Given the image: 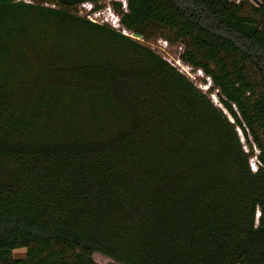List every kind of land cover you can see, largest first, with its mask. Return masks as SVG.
<instances>
[{"label":"trees","instance_id":"1","mask_svg":"<svg viewBox=\"0 0 264 264\" xmlns=\"http://www.w3.org/2000/svg\"><path fill=\"white\" fill-rule=\"evenodd\" d=\"M259 1L0 0V264H264Z\"/></svg>","mask_w":264,"mask_h":264},{"label":"rangeland","instance_id":"2","mask_svg":"<svg viewBox=\"0 0 264 264\" xmlns=\"http://www.w3.org/2000/svg\"><path fill=\"white\" fill-rule=\"evenodd\" d=\"M110 0H106V2H103V8L98 10V12L96 11V15L97 16H100V20L101 21H104L107 17L105 16V9H109L111 12H114L111 5L108 4ZM121 1V4H122V8L123 10H125V0H119ZM235 1L236 3L239 2L238 0H233ZM249 3L248 4H251L253 3L252 0H248ZM92 5L90 3H85L84 5H80V9L78 8V12L80 11L81 13H85V12H90L92 13L93 10L92 9ZM242 12H248V10H242ZM115 13V12H114ZM116 16H118V18L120 17L119 15H117L115 13ZM115 19V18H114ZM104 23H107L109 25H111L109 22L105 21ZM115 28L117 29H121L120 28V25L117 24V22H113ZM124 32V31H123ZM133 38L135 39H139L141 40L140 38H137L136 36H134L133 34H130ZM147 44L153 48L155 51H157L160 55H162L168 62H170L171 64H173L174 66L177 67V69L182 72L185 76H187L190 80L193 81V83L200 89L202 90L203 92H206V93H209L208 92V87L211 83V80L209 78H207L201 71L197 70V69H193L192 67L188 66L187 64L183 63L180 59H179V54L182 52L183 50V46L180 44V43H174V44H169L166 42V40H164L163 38H158L156 40H151L149 42H147ZM211 100L214 102V104L218 105L217 103V97L215 95V93H211L209 94ZM239 136L241 138V142H242V145H243V148L244 150H247V146L245 145L244 143V140L242 138V134L241 132L239 131ZM255 159L252 158L250 159V163H251V166L254 168L256 167L255 165ZM251 167V168H252ZM26 255V249L25 248H17V249H14L12 251V256L14 258H22V257H25ZM93 258L95 260V262L97 264H120V263H117V262H114L113 260H111L110 258L100 254V253H94L93 254Z\"/></svg>","mask_w":264,"mask_h":264},{"label":"built area","instance_id":"3","mask_svg":"<svg viewBox=\"0 0 264 264\" xmlns=\"http://www.w3.org/2000/svg\"><path fill=\"white\" fill-rule=\"evenodd\" d=\"M24 1H28L29 2V0H24ZM239 1V0H238ZM85 3H83V4H81V5H84ZM79 9H80V6L78 7ZM98 12V11H97ZM79 14H81V15H85L90 21H93V22H98V23H104L106 20H104V21H101L100 20V16H97L96 15V12H92V13H90V12H85L84 14L83 13H81L80 11L78 12ZM117 24H119V21L117 22ZM255 168L256 167H254L253 168V170H255Z\"/></svg>","mask_w":264,"mask_h":264},{"label":"clouds","instance_id":"4","mask_svg":"<svg viewBox=\"0 0 264 264\" xmlns=\"http://www.w3.org/2000/svg\"><path fill=\"white\" fill-rule=\"evenodd\" d=\"M96 12V11H94ZM105 16L107 17L105 20L111 24V26H114L113 22H118L119 18L115 15L114 12H111L109 9H105ZM115 18V19H114ZM252 167V166H251ZM253 170V167H252Z\"/></svg>","mask_w":264,"mask_h":264},{"label":"water","instance_id":"5","mask_svg":"<svg viewBox=\"0 0 264 264\" xmlns=\"http://www.w3.org/2000/svg\"><path fill=\"white\" fill-rule=\"evenodd\" d=\"M256 5H259L260 4V1L259 0H252ZM134 36H136L137 38H141L139 35L137 34H133Z\"/></svg>","mask_w":264,"mask_h":264}]
</instances>
